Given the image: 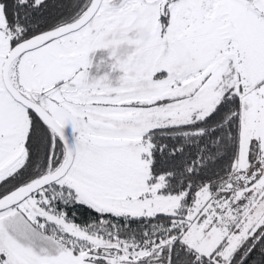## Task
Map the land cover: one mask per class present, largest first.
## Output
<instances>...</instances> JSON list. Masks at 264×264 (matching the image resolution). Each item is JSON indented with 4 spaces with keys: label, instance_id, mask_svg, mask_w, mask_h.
<instances>
[{
    "label": "snow or ice",
    "instance_id": "6c2138e0",
    "mask_svg": "<svg viewBox=\"0 0 264 264\" xmlns=\"http://www.w3.org/2000/svg\"><path fill=\"white\" fill-rule=\"evenodd\" d=\"M59 7L0 0V264H264V0Z\"/></svg>",
    "mask_w": 264,
    "mask_h": 264
},
{
    "label": "trees",
    "instance_id": "16d2710c",
    "mask_svg": "<svg viewBox=\"0 0 264 264\" xmlns=\"http://www.w3.org/2000/svg\"><path fill=\"white\" fill-rule=\"evenodd\" d=\"M53 3L60 5L59 8L52 9L54 15L59 12L71 13L74 10V6L82 2V0H52ZM91 220V216L88 213L77 214V222L85 223ZM136 227L135 225L133 226Z\"/></svg>",
    "mask_w": 264,
    "mask_h": 264
},
{
    "label": "rangeland",
    "instance_id": "374dc122",
    "mask_svg": "<svg viewBox=\"0 0 264 264\" xmlns=\"http://www.w3.org/2000/svg\"><path fill=\"white\" fill-rule=\"evenodd\" d=\"M102 55H106V53H104V52H102V51H98V52L95 54L96 57H100V56H102ZM119 75H121V73H119L118 71L111 73L110 78L112 79L114 85H115L116 80H117V77H118Z\"/></svg>",
    "mask_w": 264,
    "mask_h": 264
}]
</instances>
